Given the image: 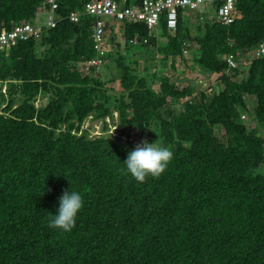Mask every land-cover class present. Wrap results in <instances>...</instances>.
Instances as JSON below:
<instances>
[{
  "label": "trees",
  "instance_id": "trees-1",
  "mask_svg": "<svg viewBox=\"0 0 264 264\" xmlns=\"http://www.w3.org/2000/svg\"><path fill=\"white\" fill-rule=\"evenodd\" d=\"M43 1L0 0V32L36 24L32 19ZM89 1L59 0L55 27L36 24L39 39L0 52V88L10 86L0 91V264H264V137L239 121L247 94L256 98L254 116L264 128V56L252 60L239 81L230 79L239 69L224 75L227 64L218 58L239 59L263 40L264 0H236L235 20L226 26L216 21L214 6L201 8L211 11L213 21L194 32L186 20L197 11L188 18L179 11L174 30L161 18L158 35L143 23L109 21L106 36L116 38L118 23L132 48L144 38L150 43L164 37L158 46L164 61L183 58L186 47L196 44L194 63L222 74L224 89L207 103L204 93L177 91L168 78L159 92L150 91L118 55L120 121L173 151L166 172L142 184L122 164L132 145L80 130L89 116H111L103 84L90 77L97 71L81 70L82 76L77 69L95 56L94 19H67ZM136 37L139 43L131 44ZM118 48L109 52L118 54ZM39 96L46 100L37 106ZM185 97L190 100L178 114L165 109L169 98ZM152 120L158 131H149ZM69 188L82 194L85 206L73 230L64 233L49 221Z\"/></svg>",
  "mask_w": 264,
  "mask_h": 264
},
{
  "label": "rangeland",
  "instance_id": "rangeland-1",
  "mask_svg": "<svg viewBox=\"0 0 264 264\" xmlns=\"http://www.w3.org/2000/svg\"><path fill=\"white\" fill-rule=\"evenodd\" d=\"M188 14L184 17L188 18ZM189 15L190 18H188L189 20L187 19L186 21L188 22L189 28L193 32L196 30V27L203 28V25L206 21H213L211 11H205V9H200L199 11L192 12ZM46 19L47 10L42 8L41 5L36 10L35 17L32 19V21L40 25L45 23ZM109 28L110 26L106 29L107 32ZM114 29L117 34L116 38H110V36H107L105 39L106 45L104 49L105 54H107L109 49L118 43L120 45V48L117 50L118 54L115 52V54H113V52H109L110 57L108 58V61L105 62L103 68L99 69L97 73L90 74V77L99 79L103 84L104 94L107 99L106 106L111 112V116H105L104 118H99L97 120L91 119L90 117L92 116H89L87 119H85L80 130L82 133L86 132L89 137L95 138L111 136L112 138H116L121 141V143L125 146L132 145V150H134L135 147L142 141L147 140V131L140 133L136 128L125 127L120 121L117 107L119 106V97L122 94V90L119 85L121 72L116 65V59L118 55L125 56L124 62L125 65L128 66L129 71L132 74H135L138 78H143L146 81V88L152 92H159L160 83L163 78H168L170 83H172L174 86V89L177 91H182L184 88L191 87V96H197L199 93H204L207 98V103L211 101L214 94L216 95L224 89V84L221 80V73H209L207 70H204L195 64L192 60L193 56L197 52L196 49L198 46H196V44L190 45L191 47H186L183 58L181 57L174 60L169 59L164 61L162 60V56L159 55L158 50V46L165 41L164 37H156L155 41L146 44L142 43V46L136 49L125 45V41L120 35L121 32L119 33L120 25L118 23L115 24ZM158 33H160L158 29L153 31V34L158 35ZM42 49L43 48L39 49L38 53H40ZM226 55H220L218 57L219 61L223 62ZM231 55L234 56L233 54ZM247 61H249V59H247ZM241 66L242 67L239 69L240 72L237 74V76L231 77V74H229L231 80L239 81L240 79L246 78L249 63L246 62L245 65ZM77 69H79L82 76L85 74L81 71V66L77 65ZM224 75L228 74L226 73ZM9 88V84L6 83L1 85L0 91L2 94H5ZM6 98L7 97H5V99ZM45 100V97L39 96L34 104L39 106L40 102ZM187 100L189 101L190 98L185 97L178 100L175 98H169L165 109L176 115L182 110L183 104ZM125 101L128 102L126 99ZM244 101L247 106V111L241 112L239 121L244 124L247 131H251L256 135L264 137V128L254 116V109L257 104L256 98L254 96L244 94ZM158 125V121L152 120L149 131H158ZM103 126L106 127L103 128ZM214 133L218 139L221 141L224 140V132L219 126L214 127ZM259 171L264 172V163L260 166Z\"/></svg>",
  "mask_w": 264,
  "mask_h": 264
},
{
  "label": "built area",
  "instance_id": "built-area-1",
  "mask_svg": "<svg viewBox=\"0 0 264 264\" xmlns=\"http://www.w3.org/2000/svg\"><path fill=\"white\" fill-rule=\"evenodd\" d=\"M59 0H44L42 8L47 10V19L45 27L53 28L56 25L55 10L58 7ZM215 7L213 12L217 22L221 25L232 24L235 20L236 0H142L140 5L122 6L115 0H90L85 3L83 11L69 13L67 19L71 23H78L83 15L90 16L94 19L92 25V42L95 56L87 62L80 63L84 72L90 69L98 71L105 63V39L106 29L109 27V21H127L143 23L148 32H153L160 24L161 18L164 19L168 30H174L177 26L178 13L181 11L182 16L189 11H198L201 8ZM41 29L36 24L25 23L13 26L10 30L0 32V52L16 45L18 41H25L29 38L39 39ZM144 38L142 43H146ZM130 43L135 45L139 40L133 38ZM185 52V51H184ZM264 56V38L253 49L247 51L242 57L226 55L224 61L227 64V74L232 70L240 69L246 62L259 59ZM244 57V59H243ZM249 59V61H247ZM246 68V67H245Z\"/></svg>",
  "mask_w": 264,
  "mask_h": 264
},
{
  "label": "clouds",
  "instance_id": "clouds-1",
  "mask_svg": "<svg viewBox=\"0 0 264 264\" xmlns=\"http://www.w3.org/2000/svg\"><path fill=\"white\" fill-rule=\"evenodd\" d=\"M173 159V151L157 140L149 143L147 140L138 144L134 150L127 152L122 163L126 173L137 183H144L148 178H160ZM56 213L51 214L49 227L64 233H70L76 226L77 218L82 212L85 202L82 194L76 190L67 189L58 200Z\"/></svg>",
  "mask_w": 264,
  "mask_h": 264
}]
</instances>
